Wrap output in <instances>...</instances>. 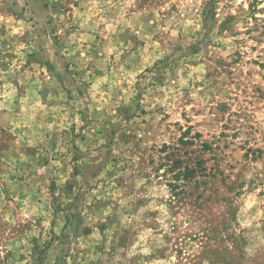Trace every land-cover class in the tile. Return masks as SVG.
I'll use <instances>...</instances> for the list:
<instances>
[{
    "label": "rangeland",
    "instance_id": "obj_1",
    "mask_svg": "<svg viewBox=\"0 0 264 264\" xmlns=\"http://www.w3.org/2000/svg\"><path fill=\"white\" fill-rule=\"evenodd\" d=\"M253 3L0 0V264H264Z\"/></svg>",
    "mask_w": 264,
    "mask_h": 264
},
{
    "label": "trees",
    "instance_id": "obj_2",
    "mask_svg": "<svg viewBox=\"0 0 264 264\" xmlns=\"http://www.w3.org/2000/svg\"><path fill=\"white\" fill-rule=\"evenodd\" d=\"M257 9H258L257 8V0H254V3L251 5V11L254 13H255V11H264V9L263 10H257ZM176 163H178V162H176ZM201 164H202V162L200 161L197 163V166L194 169L186 168L185 169V175H193L194 176L195 174H197L200 171V169H202ZM198 168H199V170H198ZM201 176H203V175H201Z\"/></svg>",
    "mask_w": 264,
    "mask_h": 264
}]
</instances>
